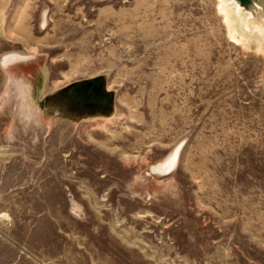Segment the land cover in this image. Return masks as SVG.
<instances>
[{
    "label": "rangeland",
    "instance_id": "rangeland-1",
    "mask_svg": "<svg viewBox=\"0 0 264 264\" xmlns=\"http://www.w3.org/2000/svg\"><path fill=\"white\" fill-rule=\"evenodd\" d=\"M236 4L0 0V264H264V0ZM93 78L112 111L66 112Z\"/></svg>",
    "mask_w": 264,
    "mask_h": 264
},
{
    "label": "flooded vegetation",
    "instance_id": "flooded-vegetation-1",
    "mask_svg": "<svg viewBox=\"0 0 264 264\" xmlns=\"http://www.w3.org/2000/svg\"><path fill=\"white\" fill-rule=\"evenodd\" d=\"M66 103L65 111L70 114L92 117L112 111L113 94L105 88L102 79L93 78L67 84L60 92Z\"/></svg>",
    "mask_w": 264,
    "mask_h": 264
},
{
    "label": "water",
    "instance_id": "water-1",
    "mask_svg": "<svg viewBox=\"0 0 264 264\" xmlns=\"http://www.w3.org/2000/svg\"><path fill=\"white\" fill-rule=\"evenodd\" d=\"M238 3V5L244 10L252 9L253 16L256 13L257 9H259L260 0H234Z\"/></svg>",
    "mask_w": 264,
    "mask_h": 264
},
{
    "label": "bare ground",
    "instance_id": "bare-ground-1",
    "mask_svg": "<svg viewBox=\"0 0 264 264\" xmlns=\"http://www.w3.org/2000/svg\"><path fill=\"white\" fill-rule=\"evenodd\" d=\"M237 3V2H236ZM241 9L242 8H240V6L238 5V4H236V12L238 11V14L240 13L241 14V16H243V14L241 13ZM250 11V10H249ZM245 12H247V11H245ZM244 13V12H243ZM245 14V13H244ZM245 23V27H247V28H249V24H248V22H244ZM250 29V28H249ZM258 30H260L259 28H258ZM261 31V30H260ZM161 168L162 169H164V170H168L166 167H165V165L164 164H162L161 165Z\"/></svg>",
    "mask_w": 264,
    "mask_h": 264
}]
</instances>
